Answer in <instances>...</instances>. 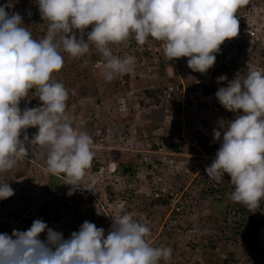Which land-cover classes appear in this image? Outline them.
<instances>
[{
    "label": "clouds",
    "instance_id": "clouds-1",
    "mask_svg": "<svg viewBox=\"0 0 264 264\" xmlns=\"http://www.w3.org/2000/svg\"><path fill=\"white\" fill-rule=\"evenodd\" d=\"M247 2L36 0L42 21L48 22L46 34L39 40L34 39L28 27L24 26L19 12L9 13L6 11L8 5L0 6V173L11 170L17 159L45 150V171L65 179L70 196L84 188L85 172L98 159L97 152L101 150H96V158H93L92 137L86 132L76 131L66 115L67 89L62 83L52 80V74L59 72L64 65L58 49L79 58L89 52L90 45H94L103 57L99 65L101 75L110 82L117 75L132 71L135 64L134 56L118 57L110 45L133 37L137 44L143 46L151 38L163 42L167 60L187 58L189 69L206 74L214 66L221 45L238 36L236 12ZM140 64L148 67V62ZM163 68L164 65L158 68L151 64L156 77L164 73ZM147 72L152 73L151 70ZM217 73L213 74L212 86L197 83L201 74H189L190 83L184 80L196 91L198 99L215 92L217 101L226 110L225 116L230 118L229 121L220 119L218 127L213 130V140L219 142L220 147L205 173L208 179L217 182L227 174L234 190L224 199L209 205L204 203V211L211 213L213 205L218 202L223 203L224 209H234L229 206L233 202L255 209L264 199V70H250L243 79L236 76L226 87L225 84L220 86L226 77L216 76ZM167 74L168 81L160 82L159 79L155 83L148 81L151 77L139 75L150 84L144 89L139 90L141 84L136 82L141 101V91L159 88L162 90L161 99L169 106L165 109L159 105L142 106L147 109L144 116L155 124V130L162 122L156 126L151 112L160 109L165 114L166 109L176 108V104H169L164 99L165 87L174 83L168 70ZM33 89L38 94L40 106L21 109V101ZM204 103L209 106L199 100L198 110L204 109ZM233 113L236 114L235 119H232ZM29 128L37 129L31 139L26 134ZM169 138L166 140L171 143ZM118 167V164L117 167L112 165L111 169L115 172V169H120ZM98 168L99 165L94 171L97 172ZM139 171L136 170V174ZM136 174L122 176V181H129L137 188L143 185L145 201L153 210L154 205L147 198L146 185ZM99 184L103 183H98L97 188H101ZM111 192L108 199L114 195L113 190ZM13 195L14 190L9 184H0V200ZM229 198L232 203H229ZM111 219L112 226L107 233L85 220L69 238L50 228L42 219L34 220L26 231L13 229L11 235L0 233V264H159L161 260L171 258V248L152 246L148 241L149 227L136 221L131 213L125 212Z\"/></svg>",
    "mask_w": 264,
    "mask_h": 264
},
{
    "label": "built area",
    "instance_id": "built-area-1",
    "mask_svg": "<svg viewBox=\"0 0 264 264\" xmlns=\"http://www.w3.org/2000/svg\"><path fill=\"white\" fill-rule=\"evenodd\" d=\"M254 11L255 7H250L236 15L239 21L238 36L221 45L214 66L206 74L189 69L187 58L167 60L163 42L151 38L143 46L137 44L133 37L120 44L110 45L118 57L134 56L135 64L132 71L117 75L112 86L115 98L113 103L118 108L119 117L116 121H110L105 131L99 128L96 129L95 135H88L93 139L92 148L95 150L136 153L139 159L136 170H143L142 166L147 167L146 171L135 174L146 185L147 198L154 205V212L132 215L136 221L149 227L148 241L152 246L171 248V258L167 261L161 260L159 264H211L212 261L216 263L212 258L213 252L218 253L222 259L226 258L224 246L220 241L204 238L206 227L204 224L203 228V223L206 220L200 218L210 215L209 210H205L207 213L204 214V203L209 205L224 199L234 190L227 174L217 182L208 179L205 173V168L211 165L220 147V143L213 140V130L220 119L229 121L230 118L225 116L226 110L217 101L215 92L212 91L198 99L196 91L183 81L181 69L188 75L201 74V80L197 83L212 86L214 72L233 61V51L253 48L262 41L264 43L259 24L252 15ZM147 62L150 66L152 64L158 68L166 66L169 75L180 79L177 84L169 83L163 92L167 103L176 104L175 109L165 110L161 123V126L167 129V136L164 138L153 131L155 125L151 121L143 118L142 124L134 123L135 119L143 117L147 112L140 103L134 69L139 63L144 65ZM237 66L234 64L232 67L235 69ZM249 68V71L252 70L251 65ZM233 79L234 77L228 78L224 87ZM212 90H215V87H212ZM199 100L208 103L210 112L189 121V117L198 111ZM28 104L26 99L21 101V109L30 107ZM177 125L179 128L173 130ZM202 135L207 140L206 147L201 142ZM167 137H170L168 140H171V143L166 140ZM171 146H188L193 152L190 155H181L171 150ZM93 158H96L95 154ZM115 166L117 167V163ZM100 170L102 174L104 168L100 167ZM109 170L115 173L111 167ZM92 175L95 180L91 181V185L83 186L86 191L83 208L93 211L92 216L85 220L99 225L107 233L112 226L111 218L125 213V208L135 200L138 190L132 183L123 182V178L115 174V180L110 183L114 195L105 200L99 196L100 188H97L98 182L101 180L100 183H104L105 180L99 178L97 172ZM156 211L161 213L156 214ZM226 212L229 218H235L237 215V211L232 208L226 209ZM180 239L183 241V247L179 246Z\"/></svg>",
    "mask_w": 264,
    "mask_h": 264
},
{
    "label": "rangeland",
    "instance_id": "rangeland-1",
    "mask_svg": "<svg viewBox=\"0 0 264 264\" xmlns=\"http://www.w3.org/2000/svg\"><path fill=\"white\" fill-rule=\"evenodd\" d=\"M3 5H8L6 11H8L9 13L19 12L21 14V16L23 17L24 26L28 27V30L32 33L34 39L39 40L46 34L48 22L42 21L36 0H0V6ZM250 7H255V11L252 15L259 24L258 28H260V33L262 34L261 37L262 39H264V0H248L246 5L238 8L236 15L243 13ZM261 43L256 44L253 48L233 51V61L229 62L227 66L222 65L220 67L221 69L216 70V72L224 73L221 75V77H226V80L223 81L225 85L228 81V78L230 77L236 78L237 76L240 79L245 78L249 72L250 65L252 67V70H264V43L263 41ZM111 50L113 54L116 55L112 48ZM58 51H61V54L64 58V65L59 72H54L52 74V80L54 82L62 83L68 91L69 98L66 101V115L70 118L72 126L78 132L83 131L91 135H95L97 132L96 129L99 128L105 131L110 121H116L119 117L118 108L115 106V103H113L115 98L111 93V85L113 83V80H115L116 78H114L110 82L105 81L104 77L101 75V69L99 67V65L103 62V57L96 50L94 45H90L89 52L79 58L71 57L66 52H63L62 49H58ZM234 64L238 65L235 69H233L232 67ZM165 68L166 66H164L163 68L164 73L161 76L156 77L154 75L155 70H152L149 64L148 67L142 66L141 64L137 65L134 69V74L136 75L135 81L141 84V88L138 86L139 90L144 89L150 85H148L147 82L144 81L145 78L143 79L139 77V75L142 74L151 77L148 81H152L153 83L158 82L157 80L159 79L160 82H162V80L168 81L169 78L167 69ZM148 70L152 71V73H150L151 75L147 72ZM181 70L183 81L185 80L186 82L188 81V83H190V80H188V74H186L187 72L183 69ZM154 79L156 81H153ZM171 81L177 84L180 82V79L179 77L173 76V80ZM216 81L218 82V79ZM142 92L143 91L140 92V97H143ZM26 100L28 101V105H30V107L40 106V101L38 100V94L36 92L32 97H26ZM143 101H146L145 103H148L147 100H143L142 98V101H140L141 106H144V104H142ZM203 106V110H198V112H195V114L193 116H190L188 120L192 121L194 119H197L199 118L200 114L202 116L209 114V106H207V104L205 103ZM216 116L218 118V115ZM144 117L149 120L146 116H141V118L135 119L134 121L136 122L134 123L138 122L139 125L142 124L141 119H143ZM151 117H155L156 120L159 121L156 124L157 126L160 122H162V119L164 118V111L160 109L155 110V112L152 111ZM214 118L216 119V117ZM217 127L218 125L216 126V128ZM162 130L163 129H158L157 131H155L153 129L156 134L161 133ZM36 132L37 129L29 128L27 129L26 134L29 139H31V137ZM120 132L122 133L121 127ZM23 135L24 134L22 133L21 139H23ZM92 151L94 154L96 153V150L94 148H92ZM119 153H121L120 150L98 151V159L91 163L90 167L86 170L85 176L82 180L83 186L91 185V181L93 179L95 180V176L92 175V172H95V167H97L98 165L99 167H103L104 170L102 174L100 173V168H98L96 171L97 174H99V178H101L102 180L104 179L105 181L103 184H99V187H101L100 190H96H99V196L105 200L108 199L109 193H112L110 183L115 180V175L109 171V168L112 165H115V163L119 165L118 168H121L123 163L132 161V158L127 155L131 154V152H126L127 154ZM45 158L46 151L40 150L34 153L32 156L30 155V157L17 159L16 164L11 170L0 173V184H9L10 182H15L16 180V187L19 189V183L21 180L32 178L34 181L33 186L37 188L36 190L38 191V193H42L45 195L46 191L44 190H46L49 181L51 182V180H49L50 174L45 171ZM22 172L24 174V177L23 179L18 180L17 174ZM57 177L62 180L61 176ZM49 194L57 195L58 197L65 195V192L63 189L56 190L51 188L49 189ZM79 194L83 197V202L78 209L72 206V209L68 210L63 208L62 204L55 202L56 205H54V207L60 206L58 215L50 214L49 218L51 219L49 221L45 220V223L50 228L58 232H62L65 238L70 237L71 233L74 232V228H77L78 231L80 225L85 221V218L93 213L91 209L83 208L86 196V191L84 190V188L75 191L74 199H77L80 196ZM14 196L17 198V193L14 194ZM228 200H230L229 203L233 202L230 198ZM0 201L1 203L4 202V200ZM222 205L223 203L218 202L217 204L213 205V208L214 210H218V212L221 213L223 212ZM12 208H14L12 207V205L6 208L0 207V224H2L3 221L9 223L10 225H14V223L18 224L21 219L28 218L30 213L32 218L34 217V215H32V212H34V208H32L24 212L22 214V217H20L19 219L15 217L12 218L10 217L14 214ZM246 215L250 223L251 221L256 220V226L253 223L252 227L253 233L247 234L248 237H250V239L252 241L254 240L255 242L253 241V245L242 244L241 248L237 249L238 251L236 250L237 260L233 262V264H264V206L261 208L258 207L255 209H251L250 213ZM252 218L254 220H251ZM205 222L206 221H204V223ZM255 229L257 231H260L259 235L255 233ZM41 238H44V234H42ZM179 246L183 247V241L181 239L179 240Z\"/></svg>",
    "mask_w": 264,
    "mask_h": 264
},
{
    "label": "trees",
    "instance_id": "trees-1",
    "mask_svg": "<svg viewBox=\"0 0 264 264\" xmlns=\"http://www.w3.org/2000/svg\"><path fill=\"white\" fill-rule=\"evenodd\" d=\"M216 76L221 77V73L218 72ZM224 83L220 84L222 86ZM35 89L30 90L27 98L32 97L35 94ZM142 95L144 100H147L148 103H145L144 101L142 104L144 106H152V105H159L163 109L166 107V103L161 99L162 95V90L161 89H145L142 92ZM242 114V113H240ZM154 121L159 122L156 120L155 117H151ZM236 118V114L233 113L232 119ZM159 130H161L162 126L157 127ZM179 126L177 125L173 130H177ZM155 130V128H153ZM165 130H162L161 133H159L161 138L166 137ZM201 142L204 143V147L207 146V140L205 137L201 139ZM176 148L173 146V149ZM17 179H23L24 174L18 173L17 174ZM49 184L46 187L45 195L42 193H38L36 190L37 188L33 186L34 181L32 178H27L24 180H21L19 183V189L16 187L17 182H10L9 185L10 187L14 190V194L17 193V198L13 195L12 197L4 200V202L1 203L0 201V207L1 208H6L10 207L12 205V210L14 211L12 214L13 215H8L12 218H20L22 217V214L28 209L34 208V212H32L34 217L29 214L28 218H23L21 221L17 224L14 223V225H10L7 222H4L0 224V233H8L11 235L13 229L19 230V231H26L29 229L32 225V222L36 219H42L44 222L49 221L51 218H49L50 214L52 215H58V212L60 211V206L54 207L56 205L55 202L62 204V207L65 209H72V206L76 207L77 209L83 202V197L80 195L77 199H74L75 193L72 195H68L69 192V186L65 185V180H61L59 177L55 175H49ZM48 188V190H47ZM63 189L65 192V195L63 196H58L49 194V189ZM77 193V192H76ZM40 198H38V197ZM44 197V198H43ZM15 204V206H14ZM230 207L233 206L234 209L237 211V215L235 218H229V215L226 212V209L222 207L223 212H218V210L211 209L210 215L207 217H204V220H206L205 227L204 228V238H207L209 240L213 241H220L223 246L224 250L226 251L224 259L218 255V253L213 252L212 253V258L216 260L215 262H211V264H233L237 260V255H236V250L241 248L242 244L243 245H253V241L248 237L247 234L253 233L252 227L253 223L256 226V220L253 218L250 221L247 218L248 213H250V209H248L245 205L243 204H238L234 203L232 205H229ZM264 206V199H261L259 207ZM258 208V207H257ZM92 213V212H91ZM93 214V213H92ZM92 214L88 216H92ZM17 219V220H18ZM7 223V224H6ZM73 225V224H72ZM98 228L99 225H96ZM74 231H77V228H74ZM260 231H257L255 229V233L259 234ZM235 242V243H234ZM238 251V250H237ZM236 264V263H234Z\"/></svg>",
    "mask_w": 264,
    "mask_h": 264
},
{
    "label": "crops",
    "instance_id": "crops-1",
    "mask_svg": "<svg viewBox=\"0 0 264 264\" xmlns=\"http://www.w3.org/2000/svg\"><path fill=\"white\" fill-rule=\"evenodd\" d=\"M148 121H146L147 123ZM148 125V123H147ZM159 134V133H158ZM161 136V135H160ZM136 145L139 147L140 144L136 143ZM175 151H177L179 154H186V155H190L192 154L193 150H191L190 148H186V147H176L174 148ZM127 151H121V153L119 154H127ZM130 158H132V161H128L123 163L122 167L120 169H115V174L118 173V176L122 177V176H129V174H134L136 173V168H138L137 166L139 165V159L136 153H131V154H127ZM141 169H143L144 171L147 170V167L142 166ZM149 169V168H148ZM141 188H137L138 193L136 195L135 200L130 203L126 208H125V212L127 213H131L133 215H139L142 212L146 213V214H151L154 211L147 205L145 198H144V191L145 188L143 187V185H141ZM142 191V194H140V192ZM109 197V195H108ZM206 208V205H204V209ZM161 213V211H156V214ZM204 213H207L206 211H204ZM202 215V214H201ZM200 215V216H201ZM201 220H204L203 217L200 218ZM203 228H204V223H203Z\"/></svg>",
    "mask_w": 264,
    "mask_h": 264
}]
</instances>
